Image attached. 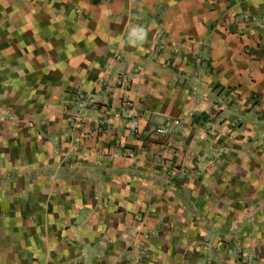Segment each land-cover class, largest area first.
I'll list each match as a JSON object with an SVG mask.
<instances>
[{
	"label": "crops",
	"instance_id": "obj_1",
	"mask_svg": "<svg viewBox=\"0 0 264 264\" xmlns=\"http://www.w3.org/2000/svg\"><path fill=\"white\" fill-rule=\"evenodd\" d=\"M0 107V264H264V0H0Z\"/></svg>",
	"mask_w": 264,
	"mask_h": 264
},
{
	"label": "built area",
	"instance_id": "obj_2",
	"mask_svg": "<svg viewBox=\"0 0 264 264\" xmlns=\"http://www.w3.org/2000/svg\"><path fill=\"white\" fill-rule=\"evenodd\" d=\"M127 81H128L127 75H122L120 78V83H126ZM90 98L91 97L89 95H85V94L79 96V100H78L79 101V110L81 112L84 113L85 110H87L90 107V105H92ZM79 117H78V119H79ZM158 129L162 132H168V123H165L164 125H159Z\"/></svg>",
	"mask_w": 264,
	"mask_h": 264
},
{
	"label": "rangeland",
	"instance_id": "obj_3",
	"mask_svg": "<svg viewBox=\"0 0 264 264\" xmlns=\"http://www.w3.org/2000/svg\"><path fill=\"white\" fill-rule=\"evenodd\" d=\"M22 72V71H21ZM23 73V72H22ZM40 94V93H39ZM58 94H59V92H57V94H56V92H54V96H58ZM14 96L12 95V98L9 100L10 101V103H11V105H7L6 106V108H7V110H5V111H7V113L8 114H13V113H15V112H17L19 109H20V107H22V108H24V106H20V105H18L17 104V102H14V98H13ZM9 103V104H10ZM35 108V107H34ZM36 108H40V107H36ZM44 108V107H43ZM0 109L1 110H3V107H0ZM4 111V112H5Z\"/></svg>",
	"mask_w": 264,
	"mask_h": 264
}]
</instances>
